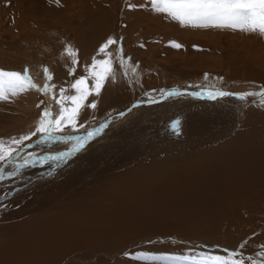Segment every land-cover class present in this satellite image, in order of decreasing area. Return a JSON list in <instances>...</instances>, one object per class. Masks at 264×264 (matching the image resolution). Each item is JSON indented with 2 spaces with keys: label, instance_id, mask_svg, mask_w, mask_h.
<instances>
[{
  "label": "rangeland",
  "instance_id": "1",
  "mask_svg": "<svg viewBox=\"0 0 264 264\" xmlns=\"http://www.w3.org/2000/svg\"><path fill=\"white\" fill-rule=\"evenodd\" d=\"M110 38L118 44L109 45L106 51L115 53L117 47L122 48L125 67L121 68L116 58L114 77L105 81L99 96L94 93L88 96L77 118L78 126L83 123L89 130L106 121L110 122L109 127L66 162L38 163L25 167L16 177L5 175L0 180V245L7 242L13 251L24 252L21 248H26L34 235L32 230L22 229L27 225V218L52 208L54 200L78 194L121 169L126 171L137 153L147 155L155 150L162 156L167 155L163 152H170L182 158L234 135H238L239 144L249 125L254 121L260 125L264 122V107L255 102L258 98L241 101L231 95L209 99L206 92L239 94L264 90V35L181 26L165 14L154 13L148 0H59V4L56 0H0V69L21 74L27 69L35 85L6 101L0 100V140L7 143L12 138L31 136L46 110L51 112L52 119L58 118L60 90H65V96L75 95L71 85L76 79L86 77L87 86L92 88L94 80L86 70L94 57L105 58L99 49ZM69 46L74 55L66 51ZM217 61L224 65H210ZM121 80L124 87L118 91L121 94L113 95L112 100L105 99L109 84ZM46 85L49 90L45 93ZM173 90L177 94L171 97L163 94ZM62 102L65 107H71L70 100ZM91 102L96 103L95 109L87 106ZM120 113L124 115L121 117ZM177 119L180 124L174 128L173 122ZM84 133V128L77 132L65 126L63 132L55 134L58 139H46L42 143H38L41 137L37 133L23 141L19 151L21 156L59 154L71 148L67 137ZM254 165L264 168V160ZM5 167L10 170V166ZM250 169L244 173V179L255 177L246 179L254 186L259 182V175L253 171L256 168ZM257 195L264 199V191ZM192 200L182 201L180 206L194 208ZM212 204L208 203L205 209ZM215 208H220L218 203ZM245 224L242 230L238 227V239L233 242L225 234L209 238L211 224L200 219L192 233L181 231L174 223H165L155 233L151 228H142L150 230L151 235L139 241L121 239L124 244L120 245V240L117 243L99 238L94 244L91 241L92 245L81 238L87 244L75 242L78 249L63 260L57 249L44 250L41 255L26 251L12 264H185L182 260H141L140 263L135 256L140 253L226 256L229 251H242L243 256L236 259H243L244 264L252 261L260 264L264 260L261 255L264 253V211L255 213ZM196 231L200 234L196 235ZM189 234L198 237L191 238ZM181 238H190L191 242ZM207 242L214 244L209 247ZM244 242L247 243L241 249Z\"/></svg>",
  "mask_w": 264,
  "mask_h": 264
},
{
  "label": "bare ground",
  "instance_id": "2",
  "mask_svg": "<svg viewBox=\"0 0 264 264\" xmlns=\"http://www.w3.org/2000/svg\"><path fill=\"white\" fill-rule=\"evenodd\" d=\"M207 46L210 47L209 44ZM210 65L216 67L224 64L217 61ZM107 88L105 99L112 100L113 95L124 89L123 81L109 84ZM115 102L120 103L117 99ZM255 122L246 128L247 133L239 144L238 135H234L211 148L199 149L195 154L192 152L182 158L181 155L177 157V154L170 152H163L167 155L162 156L155 150L147 155H143L144 151L141 155L137 153L132 166L126 171L121 169L116 175L89 185L78 194L59 198L56 202L54 200L52 208L27 218V225L22 229L32 230L34 235L27 247L21 249L34 255H41L44 250L57 249L63 260L75 248L78 249V245L74 243H79L81 238L89 244L91 241L94 244L99 238L111 239V242L115 240L117 243L121 239L134 242L151 235L150 230L142 228H151L152 233H155L157 230L161 231L159 227L165 223H174L177 227L180 226L181 231L192 233L200 219L211 224L209 238L215 239L216 236L225 234L228 241H235L238 239V227L242 230L250 217L264 211V199L257 195L264 191V168L254 165L264 160V122H261L262 125ZM249 168H256L253 171L259 175L257 185L250 184L246 180L249 177L244 179V173ZM191 199L195 201L194 208L180 206L182 201ZM208 203L213 204L205 209ZM217 203L222 209L215 208ZM47 230L50 232L47 233ZM39 231H43L42 234ZM198 234L200 233L196 231V235ZM189 236L194 238L195 235ZM182 240L191 242L190 238ZM83 242L82 245L86 243ZM209 242L207 246H213L214 243ZM119 243L124 244L122 241ZM16 249L18 248L14 250ZM24 252L13 251L11 244L6 242L0 245V264H12Z\"/></svg>",
  "mask_w": 264,
  "mask_h": 264
},
{
  "label": "snow or ice",
  "instance_id": "3",
  "mask_svg": "<svg viewBox=\"0 0 264 264\" xmlns=\"http://www.w3.org/2000/svg\"><path fill=\"white\" fill-rule=\"evenodd\" d=\"M151 5V10L157 14H165L171 20L177 21L181 26H188L194 28H217V29H230L233 31H241L253 34L264 35V0H148ZM59 4V0H56ZM118 44L117 40L109 39L101 48L99 53H102L105 58L101 60L93 58L92 65L86 70L94 80V86L89 88L87 86L86 77L76 79L71 85L75 89L76 94L71 96L64 95V89L60 90L61 100L60 111L58 118L52 119L51 112L46 110L43 118L39 121L38 126L31 136L40 134L41 139L38 143L44 142L46 139H58L55 134L63 132L65 126H71L74 131H79L80 128L85 129L83 135L76 137H67L71 141L70 150L60 152L53 155H39L35 153H29L21 156L19 146L23 141L30 140L31 136H24L20 138H12L10 142L0 140V180H3L5 175L10 177H16L21 174V170L25 167L35 164H45L49 161H64L73 156L75 153L80 152L85 146L93 140L102 130L109 127L110 122H105L98 127L88 129L85 124L79 123L78 116L81 109L85 106L84 102L89 95L93 93L99 96L102 87L106 80L114 77L113 63L116 62V58L119 59V65L121 68L125 67V59L122 54V48L117 47L115 53L107 52L106 49L109 45ZM174 47H180V45H173ZM69 54L74 55V51L69 46L66 49ZM76 61L74 60L73 63ZM133 73L136 69L133 67ZM47 79H51L48 75L47 69H45ZM207 79V77H205ZM35 87L31 77L28 75L27 69L21 74L15 71H5L0 69V100H8L11 97L17 96L20 93L28 91L30 88ZM49 90L46 85L44 92ZM207 97L209 99H216L217 97H225L236 95L241 101L247 100L249 97L258 98L255 102L264 107V90L259 92H245V93H228L218 90H206ZM164 95L171 97L175 93V90L163 93ZM190 95H198L197 93H191ZM64 100L71 101V107H65ZM153 100L154 98H150ZM92 109L96 108V103L91 102L87 105ZM136 107L135 104L132 106ZM132 109L130 108L129 111ZM121 117L124 113L119 114ZM180 124L179 119L173 122V126L178 127ZM16 145L17 147H12ZM5 166H10V170H6ZM244 242L240 245L242 249ZM127 255V254H126ZM264 256V253L261 254ZM242 257V251H229L226 256H216L208 254H193L191 256L174 257V256H148L144 253H140L135 256L136 260H148V261H184L185 264H244L243 259H236V257ZM252 264H257L256 261H252ZM264 264V260L260 262Z\"/></svg>",
  "mask_w": 264,
  "mask_h": 264
}]
</instances>
